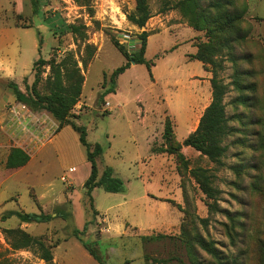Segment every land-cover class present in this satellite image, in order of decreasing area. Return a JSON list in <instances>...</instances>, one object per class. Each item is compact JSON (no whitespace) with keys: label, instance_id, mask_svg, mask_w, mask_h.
I'll use <instances>...</instances> for the list:
<instances>
[{"label":"rangeland","instance_id":"rangeland-1","mask_svg":"<svg viewBox=\"0 0 264 264\" xmlns=\"http://www.w3.org/2000/svg\"><path fill=\"white\" fill-rule=\"evenodd\" d=\"M81 1L0 0V16L22 26L31 20L29 34L17 35L18 56L28 76L34 74L31 56L49 60L71 52L80 60L85 57L84 43L98 51L86 68L78 63L85 77L82 92L88 109L79 116L72 113L73 121L84 129L88 143L102 147L103 152L96 159L99 174L106 167L113 169L115 177L126 185V193H108L96 187L90 194L93 210L90 209L81 185L82 179L89 176L90 164L85 147L70 126L58 131L57 149L48 147L44 156L29 158L28 175L19 168L7 169L6 156L21 138L7 118L9 107L16 101L7 87L8 81L0 80V264H42L29 250H12L4 230L18 228L19 224L18 218L8 216V212L36 213L33 200L46 189L52 191V199L57 202L67 201L62 205L66 212L62 222L52 225L51 230L52 234L67 237L56 251L67 264H96L72 236V231L82 230L85 223L87 228L81 238L104 257L105 264H214L210 256L190 242L195 235L213 242L226 259L225 264H231L234 257L239 264H257L259 242L264 241V0H220L228 12L239 14L241 19L228 30L214 31L210 36L218 46L212 57L215 65L208 66V71L226 86L223 105L230 131L222 143L225 152L220 165L210 163L192 148L183 152L189 169L208 170L210 186L215 191L210 200L186 171L181 185L173 156L163 154L151 159L143 143L138 144L136 151L132 142V133L140 131L134 114L138 104L153 111L161 132V108L165 118L169 114L175 116L180 107H190L189 118L192 108L200 102L192 119L195 123L211 100V92L194 95L184 76L175 88V73L179 70L201 72L200 62H181L182 51L188 46L169 51L176 39L175 22L190 27L187 18L175 8L179 0H148L150 19H160L152 24L148 20L143 28L133 27L126 19L134 10V0H90L89 7L81 5ZM213 1L202 0L201 7L209 10L207 5ZM71 24L84 26L81 30L86 34L85 42L79 35L65 31ZM141 32L147 34L144 58L152 69L149 72L143 64L130 63L132 67L115 78L113 90H109L111 73L126 62L110 37L130 54L139 48ZM197 34L194 45L209 41L205 31ZM31 39L39 42L34 56L30 53ZM36 70H42V79L49 73L47 65H38ZM25 83L27 78L17 84L21 91ZM37 89L42 92V83ZM137 96L140 101H135ZM106 102L110 112L104 111ZM32 112L40 117L49 115L43 110ZM126 118L133 131L127 128ZM183 124H188V120ZM171 131L180 139L181 123L174 128L172 122ZM158 140L155 148L164 144L162 133ZM71 167L74 172H68ZM62 176L66 183L60 180ZM46 228L47 224H38L32 231L48 238ZM123 228L126 233L117 231ZM183 230L187 239L181 236Z\"/></svg>","mask_w":264,"mask_h":264},{"label":"trees","instance_id":"trees-1","mask_svg":"<svg viewBox=\"0 0 264 264\" xmlns=\"http://www.w3.org/2000/svg\"><path fill=\"white\" fill-rule=\"evenodd\" d=\"M89 1L90 0H82L80 4L89 7ZM201 1L202 0H179L175 4V8L183 13L193 30L197 32L205 31L206 35L208 34L207 37H209V41L196 44L195 54L189 56L190 59L201 62L204 69L208 71V66L215 65L212 57L218 46V43L214 42L210 36H212L214 31L224 32L228 30L233 22L241 19V16L228 12L224 5L221 4L220 0H214L209 3L207 5L209 10H205L206 8L201 7ZM150 17L148 0H134V10L132 13L127 14L126 19L137 28H143ZM17 18L22 19L23 17L17 15ZM28 21L27 25L17 26L24 28L32 27L31 20L29 19ZM82 28H84V26L71 24L66 26L65 31L74 35H79L81 41L85 42L86 34L81 30ZM146 38V32H141L138 38L140 44L139 48L128 54L124 51L118 40L114 39L113 36L110 37L112 44L125 57L126 62L111 73L110 81L112 87H110L109 90H113L115 78L122 74L130 66L131 62L145 65L150 72L152 64L144 58ZM84 51L85 57L80 60H76L71 52H67L60 58L51 57L49 60H43L39 57L34 61L32 66V70L34 71L33 81L30 85L25 83L24 91H21L13 82H8L7 87L11 90L16 102L24 104L31 111L43 110L49 113L58 123L57 130H60L64 126H70L78 134V140L85 147L86 159L90 164V173L84 181L82 188L84 195L88 197L90 201V209H92L90 194L94 188H102L108 193H120L123 192L124 186L122 181L113 175V171L110 167L104 168L101 175L98 176L96 159L102 154V147L97 143H88L85 139L84 129L78 127L73 121L75 116L72 114V109L79 101L84 81V75L78 63H81L83 69L86 68L94 57L96 49L92 45L84 43ZM38 65H47L49 67V73L45 79L41 78L42 70H36ZM40 83H42V92L37 89ZM210 85L211 100L199 118L196 129L180 144L171 131L172 124L170 119L165 117L162 131V140L164 144H161L162 146L160 145L159 148H152L153 152L165 153L173 156L175 159V169L180 178L181 185L184 179L183 174H185L186 171L188 172L187 174H189L188 176L198 185L199 190L209 200L214 199L215 191L210 186V175L208 174V170L200 167L189 169L187 159L181 152V146L191 147L201 156L206 157L210 163L216 165H220L221 163L220 159L225 152L222 143L230 131V128L227 126L228 120L223 105V96L226 86L222 84L221 80L216 78L214 72L210 79ZM28 161L29 156L26 152L20 148L13 147L6 156L5 167L7 169H18L25 166ZM170 203L174 204L172 201ZM207 206L212 207V204L207 203ZM175 207L180 209L179 204L175 203ZM8 216L17 217L21 223H46L51 219L50 215L47 214L21 213L14 211L8 212ZM86 228L87 226L85 223L82 230H73L72 236L81 243L85 251L98 264H105L104 257L97 254L88 243L82 240L81 236L85 233ZM4 234L12 250H29L36 254L37 257L46 264H51V249L55 246L56 242H50L48 238H45L43 235L31 236L20 228L5 229ZM184 234L185 232L183 230L181 236H184ZM184 237L187 239L189 236L185 235ZM190 242L210 256L214 264L226 263V259L221 257V254L215 248L213 242H207L197 235L193 236ZM237 260L238 258H231V264H239ZM256 262L257 264H264V241L259 242Z\"/></svg>","mask_w":264,"mask_h":264},{"label":"crops","instance_id":"crops-1","mask_svg":"<svg viewBox=\"0 0 264 264\" xmlns=\"http://www.w3.org/2000/svg\"><path fill=\"white\" fill-rule=\"evenodd\" d=\"M158 19H160V18L159 17H155L153 19L149 18L148 20H150V21H148L147 23H150V24L156 23V21ZM157 22H159V21H157ZM30 28L31 27L24 28L21 26H17L13 23L12 20L7 22V21H5V19H3L0 16V80L13 82L17 85L24 78H27V84L30 85L32 83L34 76H33L32 72H31L32 76L26 75L27 74L26 73V67L24 64H21L20 58L18 56L19 44H17V42H18L17 40L19 39V37L17 35L19 33L22 34V36L29 34ZM174 28H175V30H177V33H175L176 39H175L174 45H172V47L169 49V51H172L174 49L176 50V48H178V46H181V45L188 46L189 47L188 50L182 51V61L181 62L187 63V62L195 61L193 59H190L189 56L195 54V52H196L194 40H195L196 35H198L197 32L195 30H193L191 27L187 26L186 24L179 23V22L178 23L175 22ZM183 32H187V33L184 34ZM151 36H149V38ZM149 38L147 40V44L149 42ZM5 47H6V51L4 50ZM29 47L31 48L30 53H32L34 56L35 52H37V50L39 49V42L31 39V42L29 43ZM97 54H98V51H96L95 58L97 57ZM38 58H34L31 56V69H32L34 61H36ZM19 66H21V67L19 68ZM131 67L132 66H129L128 68H131ZM152 67H151V69H152ZM200 67H201V72H197V73H195V71H189V70L188 71L187 70L186 71L185 70H183V71L179 70L177 73H175V88L177 89L178 86H180L181 77L184 76L190 82L188 84L192 85L194 95H196V94H198V96H200V95L205 96L206 94L210 95V92H211V85H210L211 73L204 69L201 62H200ZM128 68L126 70H128ZM120 75H118V76H120ZM117 78H116V80H117ZM84 83H85V77H84V81L82 84L81 95H80L79 101L77 102V104L72 109V113L77 115V116H79L83 111L88 109V106H86V104H85L84 94L82 92L83 87H84ZM116 83H117V81H116ZM114 89H115L114 91L116 92L117 85H115ZM140 100H141L140 96H137L135 98V101H140ZM199 103L200 102H198V104ZM104 104H107V106L106 105L104 106L105 107L104 111L110 112V104L107 102ZM208 104H209V101H207V103L202 108V110L198 116V120L195 123L192 122V119L194 118L195 114L197 113L196 112L198 110L197 105H196V107L192 108L193 114L191 113V116L189 118H188V112L190 113L191 110H190V107H187V106L180 107L179 109H177V111H175V116L170 115V114L167 116L173 122L174 128H176L179 125V123H181L180 139H178L177 135L174 134L176 140L180 144L191 132H193L196 129V127L198 125L199 118L201 117L204 109L208 106ZM116 107L122 108L120 105H118ZM168 109L169 108L167 107V112H168ZM134 114H135V118L140 123V128H139L140 131L139 132L137 131L136 133H132V142H133V145H134L136 151H138V149H139L137 147L138 144L143 143V145H145L146 151L150 154L148 157H150L151 159H155L156 157L165 154V153H157V152L152 151L154 144L157 141H159L158 138H160L161 133L163 131V123H164V119H165L164 118V109L161 108V113H160V117L162 120L161 121L162 123H160V124H162L161 132H160V127H159L160 125H159V123L154 121L153 111L150 110L149 107H147L146 105L141 106L138 104L137 106H135ZM155 115H157V114H155ZM187 120H188V124H183V122H186ZM125 122L127 124V128L130 129V131H133L132 130L133 126L128 121L127 118L125 119ZM172 122H171V124H172ZM12 126H14V127H12V130L17 132L16 135L20 132L19 133V136L21 138L20 141L23 143V149L27 152V154L29 155V158H31V157L35 158V157H39L42 155L44 156L45 153L47 152V150L49 149L48 147H51V148L53 147V149H57V146L59 147V145H60V142L57 140L59 138L58 134L60 132L59 130H57L58 123L50 115L47 116L46 121L40 120L38 123H36L35 119L30 118V119L24 121V124L21 126H19V124H13ZM23 128H24V131H23ZM50 132L51 133L53 132V133L51 134V137L49 139H46L47 141L44 142L43 146L38 144L34 139L30 138V136H29L30 134H33V135L41 136L44 139L46 136L49 135ZM186 149H191V147L181 146L182 154L184 151H187ZM26 165L23 167H20L19 169H21V171H23V172L25 171V173L28 175L31 171H30V168L26 167ZM112 171H113V175L116 176V172L113 169H112ZM68 172H74V167H71ZM101 173L99 174V171H98V176H100ZM63 177L66 178L65 176H62V177H60V180ZM86 178H87V175L82 179L81 185H83ZM65 180H67V179H65ZM67 184H71V183L67 182ZM120 193H126V185L124 187L123 192H120ZM77 199H79V197ZM75 201H77V200H75ZM63 202L67 203V201H64V200L57 202L55 199H52V191L51 190L49 191V189H46L43 192H40L39 194H36L35 200H33V203L36 206V214H40V213L41 214H47V215H50L51 219L46 223H21L19 221V224L17 226L18 228L24 230L25 232H27L31 236H39V233H37L36 231L33 232L32 229H34V227H37L38 224H47L46 229H49L48 240L50 242H53V243L56 242L55 246L51 249V254H52L51 264H67V261L65 262L64 257L60 256L56 253V251L62 247L63 242L65 240H67V237L66 236H58V234L56 232L54 234H52V232H51V230L53 228L52 225L54 226L58 221H59V223H61L63 218H64L63 216H65V214H66V212H64L62 210ZM72 205L74 206V201H72ZM53 208H55V210H54V212H51V210ZM14 212L25 213L23 210L14 211ZM102 219L104 221H106L105 217H102ZM125 225H127V224H125ZM126 228H128V227H126ZM107 231H108V225H107ZM117 231L121 234H124L127 232V230L125 228H123L122 230L119 229ZM137 231L139 232L140 230H137ZM89 257H91V256H89ZM38 260L42 264H46L43 260H41V259H38ZM96 264H98V263L96 262Z\"/></svg>","mask_w":264,"mask_h":264},{"label":"built area","instance_id":"built-area-1","mask_svg":"<svg viewBox=\"0 0 264 264\" xmlns=\"http://www.w3.org/2000/svg\"><path fill=\"white\" fill-rule=\"evenodd\" d=\"M105 105L107 106V104H105ZM7 118H9L8 120L12 122V125L13 124H19V126H21V125L24 124V121H26V120H28L30 118L31 119H35L36 123H38L40 120H45L46 121L47 116L43 114L40 117L39 115H36L35 113H33L24 104L15 102L9 107ZM23 131H24V128H23ZM52 133L50 132L49 135L46 136L44 139L41 136H37V135H33V134H30L29 136H30V138L34 139L38 144L42 145V144H44L45 141H47L46 139H49L51 137ZM15 147L20 148L24 152H26L23 149V143L22 142H19V144L17 146H15ZM26 154H27V152H26ZM65 179L66 178L63 177V178H61V181L62 182H66Z\"/></svg>","mask_w":264,"mask_h":264},{"label":"water","instance_id":"water-1","mask_svg":"<svg viewBox=\"0 0 264 264\" xmlns=\"http://www.w3.org/2000/svg\"><path fill=\"white\" fill-rule=\"evenodd\" d=\"M131 64H134L133 62H131Z\"/></svg>","mask_w":264,"mask_h":264}]
</instances>
